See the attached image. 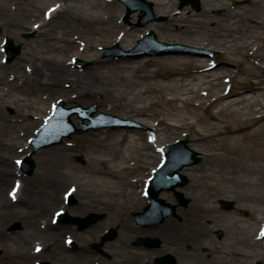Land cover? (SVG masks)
Wrapping results in <instances>:
<instances>
[{
  "label": "bare ground",
  "instance_id": "bare-ground-1",
  "mask_svg": "<svg viewBox=\"0 0 264 264\" xmlns=\"http://www.w3.org/2000/svg\"><path fill=\"white\" fill-rule=\"evenodd\" d=\"M12 1V6L0 4L1 34L19 40L23 31L33 28L38 36L25 42L27 50L12 63L0 61V240L8 242L12 234L9 224L20 221L23 228L16 235L32 228L31 233L41 241L28 249L11 250L5 244L0 264H33L46 256L66 260L61 255L73 244L63 245L60 237L65 230L73 233L76 229L57 220L56 216L65 212L78 217L92 213L124 216L127 219L122 228L129 231L134 225L131 232L157 236L171 246L183 247L207 234L203 216L188 219L183 215L181 222L169 216L162 224L150 227L135 224L129 217L150 199L146 187L155 169L146 171L144 163L162 160L163 155L155 152L173 134L180 133L186 139L193 135L208 164L185 168L188 176L198 171L204 178L215 173L226 179L238 177L250 187L247 192L264 185V163L261 167L257 164L264 162V139H260L264 136V0H252V12L247 8L238 17L229 18L212 13L225 4H214L213 0H201L199 10L186 6L180 11L175 9V0H154L155 11L170 18L143 28L121 20L117 0H50L43 8L37 0ZM150 29L161 31L171 42L219 53L211 57L180 51L142 59L136 55L102 57L98 51L115 43L131 50ZM78 57L93 63L78 68L70 62ZM245 61H250V69L240 72L243 86L232 89ZM14 80L19 83L13 88ZM13 89L19 96L9 103ZM98 92H102L101 98ZM46 100L68 105L98 101L101 110L149 130L116 126L46 146L33 155L35 173L27 177L20 161L30 148L16 161L12 155L17 143L13 141L18 137L12 138L10 130L12 126L18 133L19 127L30 130L35 112L41 111L42 116L50 112ZM163 102L173 104V108L165 109ZM8 103L16 105L14 118L4 110ZM75 122L82 124L78 117ZM251 123L258 124L244 130ZM197 126L202 129L197 130ZM77 154L87 158L88 165L77 162ZM144 175L149 177L144 179ZM70 196L77 199L76 205L68 204ZM258 221L264 230V215ZM129 238L131 233H125L119 245L129 251L115 255L121 258L113 261L144 264L164 248L139 246L131 251ZM74 242L78 245L77 239ZM252 258L251 264L256 260L255 255Z\"/></svg>",
  "mask_w": 264,
  "mask_h": 264
},
{
  "label": "rangeland",
  "instance_id": "rangeland-1",
  "mask_svg": "<svg viewBox=\"0 0 264 264\" xmlns=\"http://www.w3.org/2000/svg\"><path fill=\"white\" fill-rule=\"evenodd\" d=\"M153 2L154 5V12L156 14L157 17H160L161 20H154L151 21L152 22H156V23H163L169 20L170 15L169 14H164L162 13H157L155 11V2L154 0H149ZM177 3L175 5V9L176 11H180L183 8H185L186 6H192V4H188L184 7L180 6V0H175ZM224 1V2H223ZM240 1L239 4L233 5V0H213L214 4H224V7H220L217 9H214L212 11L213 14L215 15H224V18H229L231 16L234 15H238L240 13H243L247 8L251 10V12L254 10L252 8L251 2L252 0H237ZM50 2V0H37L36 4L42 6V8L46 5H48ZM119 5H121V20H123L125 23L129 24V25H136L138 26V28H143V26H139L138 23V19H139V13L140 11L134 12L131 14L129 20H126V5L120 1L117 0L116 1ZM0 4L3 5H9L12 6L13 5V1L12 0H0ZM195 10H199L201 8V0H200V7L199 8H195L193 7ZM251 12L248 14H251ZM137 14V15H136ZM175 14V13H173ZM247 14V13H245ZM247 14V15H248ZM48 16L47 12L45 13V17ZM230 21V19H228ZM151 30L154 29H150L147 32H145L143 35H145L146 33L150 32ZM156 31V30H154ZM158 38L160 40H164L170 43H175V42H171L169 40H167L165 37L162 36V32L161 31H156ZM142 35V36H143ZM38 36V31L37 29H27L25 31H23L21 37L19 40H16L14 37L9 36V35H2L1 34V29H0V61L1 62H5V63H12V62H7L6 61V53L4 51V47L6 45V39L7 38H11L14 40V42L16 44L21 45V53L22 54L26 49V41H33L36 37ZM142 36L140 38H142ZM139 38V39H140ZM183 43V42H181ZM112 45H104L101 46L100 49L98 50L100 55L102 57H107L103 55V51H102V47H107V46H113ZM136 45V44H135ZM134 45V46H135ZM121 46V45H120ZM215 51V55L219 53L218 50L212 49ZM19 54V55H20ZM169 54V53H167ZM191 54V53H190ZM194 55V53H192ZM18 55V56H19ZM164 54H157L155 52H153L150 55H145L142 56L141 58L144 59V57H156V56H161ZM214 55V56H215ZM17 56V57H18ZM125 56H129V55H125ZM16 57V58H17ZM117 57V56H115ZM124 57V55L122 56ZM73 61L76 66L78 68H85L87 66H90L93 63L92 59L89 58H73L72 60H70V62ZM80 61V62H79ZM250 61H245L243 62L240 66H239V73L237 75V78L232 82V89H241V87L243 86V82H241L240 77H241V71L243 70H248L250 69ZM236 69V68H234ZM228 82V81H226ZM18 80H14L13 81V88L18 84ZM229 83V82H228ZM4 90V86H2V91ZM17 96H19L18 92L16 89H13V92L11 93V97H8V102L10 103L11 101H13ZM103 96L102 92H98L97 97L101 98ZM29 100V98H27ZM46 99V98H44ZM48 103V105H46V107L50 108V112L47 113H43V116L41 114V111H37L35 112L34 116L31 118L32 120H34V125L31 126L30 130L28 129H21V127H19L18 129H20L19 133L15 132L14 130V126H12V129L10 131L12 134V138L13 137H18V139L16 138L13 142L17 143V153H13L12 157L18 161L19 156L24 155V151H26V149H29V152H31V150L33 149L32 146L30 145V139L36 134V131L42 126L44 125V123L46 122V118L49 117L52 113H53V106L58 104L61 100L56 101L53 104H50L51 101L46 100ZM8 105L5 107V112L11 117L14 118V114L17 111L16 105ZM93 103H98V109L100 111L103 112H108L106 110H101V105L99 104L98 101H94L91 102L89 105H82L84 107L90 106ZM81 104H73V105H68L66 103V107H71V106H78ZM162 106L165 109H172L173 108V104L169 103V102H163ZM216 110V109H214ZM47 111H49V109H47ZM109 113V112H108ZM98 115V114H96ZM115 115V114H114ZM75 117H78L77 115H73L71 117L72 122L76 125V127L80 128L81 124L78 125L75 122ZM119 117V116H118ZM132 121V120H130ZM227 121H232L231 118H227ZM133 123H136V125H132V126H126V127H133V128H139V129H143V130H149V127L147 126H141L139 125V123L132 121ZM215 122V121H213ZM261 122H264V117L261 120ZM258 123H251L249 125H246L244 127V130L249 131L251 129H253ZM110 129V127H106V128H102V129ZM102 129H97V130H89L87 132H76L72 135L71 138H64L62 140V142L58 143L61 144L63 142H71L74 138V136L76 135H86L89 133H93V132H97L100 131ZM202 126H197V130H201ZM8 139H10V137H8ZM178 139H184L182 138V134H173L172 137H169L168 139L164 140V145L169 144V143H173L175 141H177ZM186 139V138H185ZM261 140L264 139V136L260 137ZM253 140V138H252ZM9 142H12L11 140H8ZM188 141V145L199 151L197 144H196V140L193 139V135H190V137L187 139ZM163 145V146H164ZM162 146V147H163ZM28 152V153H29ZM39 152V151H38ZM200 152V151H199ZM27 153V154H28ZM156 155L162 154V148L155 152ZM201 153V152H200ZM26 154V155H27ZM24 155L23 158L26 156ZM203 157V160L195 165H191V166H186L187 167H194L197 168L199 166H204L207 167L208 164L205 162V157L203 154H201ZM164 158V156H163ZM75 160L77 162H79L80 164L83 165H88L89 160H87V158H85L83 155L81 154H77L75 156ZM146 160V158L144 159ZM163 159L154 163H144L147 164V170L146 171H151L153 169H156L161 163H162ZM264 162L259 161L257 164L261 167V164ZM259 167V168H260ZM183 172L185 174L186 171L185 169L183 170ZM27 177H32L34 174L32 175H26ZM149 177V175H144V179ZM190 177V182L188 183V185H186L183 188H180L182 191L186 192V195L190 198H192V202L189 204L188 207H178V213L180 211V215L182 214V217L184 215V218H188V219H193L194 217L197 216H203V220H206L207 225H208V229L206 231H208L207 234H205L204 236H200L198 238H194L191 242L192 245H197V255H195V258L200 259L201 262L200 263H205V264H251L253 261L252 256L255 255L256 257V261L262 262L264 264V241H262L261 236H259V232L262 230V226L260 224V222L258 221V217L260 215H264V196L262 195V192L264 191V185H261L259 187H255L254 189H252L251 192H247V190H249V186L245 183L240 182V178L235 177V179H226L225 177H223L222 175H220L219 173H215V175H211V177L208 178H204L201 176V173L198 171H195L192 176ZM209 183H213V185H209ZM95 187V185H94ZM247 193H251V194H247ZM162 198H165L166 200L172 202V203H177L176 197L174 195V193L172 191H164L161 194ZM169 199H168V198ZM221 198H226V199H234L237 202V205L235 207V209L233 210H225L221 208L220 205V199ZM150 203V201H148L144 207L146 205H148ZM71 204V206L76 205L77 204V199L76 202L74 203H69ZM144 207L137 209L136 211H143ZM241 209H245L246 211H248V215H243L241 213ZM134 211V212H136ZM134 212H131V214L129 215V217L132 219V221L137 224V221L134 217ZM49 212H47L46 214H48ZM201 214V215H200ZM101 217L99 218V220L94 223L93 225H91L88 228L85 229H81L79 227L78 224H70L67 222H60V224L66 225L68 227H73L76 229V232H70L65 230L64 233H62L60 240L62 242V244H67V245H71L72 243H67L68 242V237H70L72 240H76L78 242V245L69 248V250L67 252L62 253L61 258H64L66 260L61 261V259H52L48 256L44 257V258H38L35 260V262H31L33 264H39L41 262L47 261L49 262V264H105V262H107L106 264H119L115 261H113L115 257V255H122L125 252H128L129 250H127V248L123 247V246H119L121 243V238L123 236H125V233H131V238H129L128 240V246H130L131 251L137 250V248H139L138 245H136L134 243V241L136 240V238L138 236H144L142 234H136L134 232H131L132 230L135 231L136 227L134 225H131V229H129V231L126 228H122L121 224L125 223V219H127V217L124 216H115V215H105L100 214ZM47 215H44V217H46ZM75 216V215H74ZM89 216V215H88ZM88 216L85 217H79V218H86ZM118 217V218H116ZM57 218V217H56ZM44 219V218H43ZM42 219V220H43ZM177 221L179 222V219H177ZM96 224H99L97 227H95L94 229L93 226H95ZM210 224V225H209ZM141 226L144 227V225L140 224ZM111 227H115L118 229L119 232V228L120 229V237H116V239L111 240L106 242L103 246H102V252L96 250L94 248V244L98 241H100L102 234L104 232H106L108 229H110ZM23 225L21 224L20 221H14L11 224H9L8 226V230H10V232H12L11 234V238L8 242H3L0 240V257L1 255L4 253L5 250V244H8V246L10 247V249H14L16 247H20V249H28V248H32L33 247V243H38L41 240H39V236L37 234H33L31 233L32 228H29L24 234L20 233L19 235H16L15 232H20L22 231ZM161 230H159L160 232ZM219 231H223V237H219L218 232ZM262 232V231H261ZM134 233V234H133ZM21 236H24L25 238L21 239ZM67 236V237H66ZM257 240H256V239ZM124 239V238H123ZM122 239V240H123ZM87 248V253L86 251L83 250L84 247ZM165 246V245H164ZM144 247V246H142ZM169 247V246H168ZM202 247H204L205 249L208 250H203L202 251ZM184 249V248H183ZM16 251V250H15ZM237 252L240 253V255H237ZM252 255V256H251ZM148 257V256H147ZM186 256L181 255V258H184ZM258 257V258H257ZM76 258H78L77 260H75ZM121 257H117L116 259L119 260ZM255 259V258H254ZM259 259V260H257ZM75 260V263L73 262ZM100 260H104L105 262H100ZM255 262L253 264H255ZM127 264H131V263H127Z\"/></svg>",
  "mask_w": 264,
  "mask_h": 264
},
{
  "label": "water",
  "instance_id": "water-1",
  "mask_svg": "<svg viewBox=\"0 0 264 264\" xmlns=\"http://www.w3.org/2000/svg\"><path fill=\"white\" fill-rule=\"evenodd\" d=\"M127 5L126 19L129 20L130 15L141 9L143 14L140 15L138 25H145L152 20H160V17H156L153 10V3L147 0H122ZM192 3L194 7L199 8V0H181V6H185L188 3ZM238 3L237 1L233 2ZM152 50L158 53L168 52H180V51H195L201 54H214L212 51H206L203 49H197L182 43H167L160 41L155 31H151L146 34L141 40H139L136 48L131 51H124L120 45L116 44L114 47L103 48L104 55H123L135 53V55L143 56L149 54ZM6 52L8 54V61H13L16 56L21 52V45H16L13 39H7ZM98 104H93L90 107L83 108L73 107L66 109L64 105L56 107L55 115L48 121L47 125L40 129L37 136L34 137L31 143L35 146V150L32 154L26 157L24 160V169L31 175L34 173L36 163L33 158V154L40 148L49 146L54 143L61 142L64 137H71V135L78 131L71 121V115L78 112L80 117L84 120L89 117L91 123H83V127L80 129L82 132L89 131L90 129H100L106 126H116L119 123L117 117L110 114L100 112V119L92 116L98 109ZM121 122V121H119ZM165 161L161 168L156 173L152 183L149 186V192L151 195V203L146 207L143 212H136L134 215L138 222L143 224H151L164 221L168 216H178L176 208L178 205L187 206L191 199L187 198L184 192L177 189V187L185 186L189 183L190 179L187 175L183 174L181 170L188 165L197 164L202 161L200 153L192 149L186 140H180L175 143L169 144L164 147ZM164 190H173L178 198L179 204L174 205L164 198L160 197V194ZM74 201V199H73ZM222 208L231 209L233 207V201L229 199L220 200ZM101 215L93 213L89 217L79 218L71 216L69 213L62 215V219L67 222H78L82 229H85L94 224ZM117 235V229L113 228L105 235L104 241L112 239ZM264 239V237H263ZM138 244L155 245L156 241L150 237H139ZM42 264H48L43 262ZM257 264H262L258 262Z\"/></svg>",
  "mask_w": 264,
  "mask_h": 264
},
{
  "label": "flooded vegetation",
  "instance_id": "flooded-vegetation-1",
  "mask_svg": "<svg viewBox=\"0 0 264 264\" xmlns=\"http://www.w3.org/2000/svg\"><path fill=\"white\" fill-rule=\"evenodd\" d=\"M158 239L159 240L157 241L156 246L148 247L144 245V248H147L148 250L150 249L161 250L164 247L163 250H161V252L159 253L154 254L151 259L145 260L144 264H205V263H200L201 260L200 259L197 260V258H195V255H197L196 245L195 247H193L194 245L192 244H185L183 247L179 244L171 246L170 244H166L161 238L158 237ZM203 250H208V249L202 247V251ZM181 255H184L186 257L181 258Z\"/></svg>",
  "mask_w": 264,
  "mask_h": 264
},
{
  "label": "snow or ice",
  "instance_id": "snow-or-ice-1",
  "mask_svg": "<svg viewBox=\"0 0 264 264\" xmlns=\"http://www.w3.org/2000/svg\"><path fill=\"white\" fill-rule=\"evenodd\" d=\"M39 251V249H37Z\"/></svg>",
  "mask_w": 264,
  "mask_h": 264
}]
</instances>
